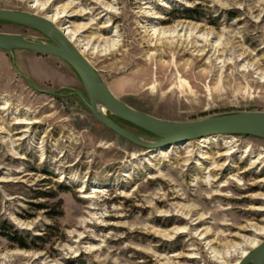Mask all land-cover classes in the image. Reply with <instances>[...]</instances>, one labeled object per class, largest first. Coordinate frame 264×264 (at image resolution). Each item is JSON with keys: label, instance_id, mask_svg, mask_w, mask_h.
I'll use <instances>...</instances> for the list:
<instances>
[{"label": "rangeland", "instance_id": "1", "mask_svg": "<svg viewBox=\"0 0 264 264\" xmlns=\"http://www.w3.org/2000/svg\"><path fill=\"white\" fill-rule=\"evenodd\" d=\"M0 8L66 15L55 25L72 27L79 51V42L116 41L84 57L138 111L177 122L264 111V0H0ZM148 24L198 34L155 42ZM0 33L46 41L17 24L0 22ZM85 100L63 60L17 51L13 66L0 50V264H239L264 243V139L210 136L147 150L97 121Z\"/></svg>", "mask_w": 264, "mask_h": 264}, {"label": "water", "instance_id": "2", "mask_svg": "<svg viewBox=\"0 0 264 264\" xmlns=\"http://www.w3.org/2000/svg\"><path fill=\"white\" fill-rule=\"evenodd\" d=\"M0 22L17 24L35 30L46 41L19 34L0 33V50L13 59L17 51L59 58L70 65L79 76L93 116L101 124L130 143L147 150L185 144L210 136L248 135L264 139V111L242 112L189 122L169 121L136 110L117 98L102 75L70 42L59 26L43 16L0 8ZM30 85L40 92L29 79ZM52 93L53 92H48ZM151 135L144 137L129 131L112 120L107 113ZM239 264H264V243L252 250Z\"/></svg>", "mask_w": 264, "mask_h": 264}, {"label": "bare ground", "instance_id": "3", "mask_svg": "<svg viewBox=\"0 0 264 264\" xmlns=\"http://www.w3.org/2000/svg\"><path fill=\"white\" fill-rule=\"evenodd\" d=\"M76 8H78V6ZM76 15L80 16L82 18H86L87 16L90 15V13H87L85 11H79V12H76ZM63 18H66V15L61 14V13H55L53 16L48 17L47 19L50 20L51 22H53L54 24H57V21H59L60 19H63ZM71 28H72L71 26L66 25V26L61 27L60 29H61V31H63V33L66 35V37L70 40V42H72L73 45H76L75 42H76V38L78 36H77L76 32L71 30ZM90 28H91V26H89V25L85 26L84 25L80 29L87 30ZM147 30H148V33H150L152 40L155 42H160L162 40H165V41L170 40L172 42H174V40L189 42V41H192V39L194 37H196L198 34L197 29L196 30L190 29V31H188L185 29V27H182V26H177L176 28H174L173 30H170V31H161V30H157L155 27L148 24ZM100 39L97 40L98 45H96V46L92 42L89 43V41L87 43H85L84 40H83L84 43L79 42L80 47L82 48V50H80L81 54L83 56H85L87 54V52H92L93 55H95L99 52L101 54H106L109 52V50H111V49L114 50V47L117 45L116 41H110L109 42L106 39H105L106 41L100 40ZM103 43H104V45L102 46ZM205 138H207V137H205ZM188 143H190V142H188ZM185 144H187V143H185ZM221 187H224V185H221L220 188ZM261 235H263V234L261 233ZM256 246H257V244L255 243V244H253V246H251V248H254ZM247 255H248V253L244 254L242 258L244 259Z\"/></svg>", "mask_w": 264, "mask_h": 264}, {"label": "trees", "instance_id": "4", "mask_svg": "<svg viewBox=\"0 0 264 264\" xmlns=\"http://www.w3.org/2000/svg\"><path fill=\"white\" fill-rule=\"evenodd\" d=\"M119 119V118H118Z\"/></svg>", "mask_w": 264, "mask_h": 264}]
</instances>
